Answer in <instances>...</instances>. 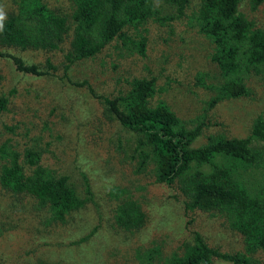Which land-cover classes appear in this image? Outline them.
<instances>
[{"label": "rangeland", "instance_id": "obj_1", "mask_svg": "<svg viewBox=\"0 0 264 264\" xmlns=\"http://www.w3.org/2000/svg\"><path fill=\"white\" fill-rule=\"evenodd\" d=\"M200 1L188 0L179 13L176 6L155 0L154 16L145 24L137 29L126 25L123 31L127 35L134 36L138 30L146 36L144 55L127 49L122 38L116 37L94 57L78 60L65 69L68 40L56 50H21L0 44V96L9 100L7 108L0 112V144L10 142L22 154L38 139L44 166L57 175L68 176L82 193L87 180L92 192V199L74 212L70 223L49 228V223L40 225L31 217L22 218L18 234L13 237H39L28 249L32 264H145L138 255L146 248L158 247L165 256L191 239L194 232L221 251L244 250L242 235L230 229L224 218L185 210L177 186L155 181L152 164L144 173H136L137 159L128 154L133 153L139 135L113 120H103L100 96L125 91L133 77L150 76L156 78L157 85L153 102L165 101L191 126L204 122L192 143L194 147L203 145L208 135L217 132L228 138H245L256 119H264V78L256 73L239 76L250 89L248 96L225 98L208 108L214 92L207 86L221 83L223 77L211 60L214 46L195 20ZM13 2L0 0V9L6 11ZM45 2L67 13L72 9L70 0ZM239 9L257 26L264 25L262 5L252 8L250 0H241ZM6 54L43 68L46 59H50L55 69L42 76L23 73ZM107 141L110 145H124L135 165L125 162L124 154L115 152L113 147L112 156L106 154ZM251 147L264 149V140H253ZM263 176L264 167L257 166L247 179L252 188H257ZM119 187L128 188L148 216L146 225L132 235L117 232L111 224L116 200L109 194ZM11 201L8 193L0 194V211L8 209ZM32 222L37 226L33 227ZM48 228L58 233H48ZM93 228L95 233L81 241ZM254 257L264 264V250ZM157 262L158 259L153 264ZM213 263L234 264L218 258Z\"/></svg>", "mask_w": 264, "mask_h": 264}, {"label": "trees", "instance_id": "obj_2", "mask_svg": "<svg viewBox=\"0 0 264 264\" xmlns=\"http://www.w3.org/2000/svg\"><path fill=\"white\" fill-rule=\"evenodd\" d=\"M70 1L72 9L67 13L50 7L45 0H14V5L5 11L0 44L21 50H56L68 40L65 69L78 60L94 57L116 37L122 38L124 47L132 52L145 54L146 36L138 30L130 36L123 29L129 24L137 29L153 17L155 0ZM159 1L176 6L179 13L188 2ZM240 3L241 0H201L195 12L198 26L214 46L211 60L223 77L221 83L207 86L214 92L208 108L225 98L250 94L240 75L256 73L264 78V25L257 26L247 19L239 9ZM250 3L252 8L262 5L264 13V0H250ZM6 56L23 73L42 76L55 69L50 59H46L43 68L13 54ZM1 77L0 74V80ZM127 83L125 91L110 97L100 96L103 120H113L139 138L132 154H128L124 145H110L109 141L104 144L106 154L112 156V147L115 152L120 150L123 160L132 167L133 159H137L136 173H144L152 164L155 181L177 186L185 210L219 215L230 229L242 235L244 242L243 251H221L194 232L191 239L181 242L168 255L162 256L158 247H149L140 252V259L145 264H153L156 259V264H214V258L234 264H261L254 255L264 250V176L257 188H252L247 176L257 166L264 167V149L251 147L253 140H264V119H256L245 138H228L217 132L208 135L203 145L194 147L192 143L200 135L203 121L191 126L165 101L153 102L157 93L154 76L133 77ZM8 103L6 96H0V112ZM37 142L35 139L22 154L10 142L0 144V194L8 193L12 200L8 209L0 211V264H32L28 249L39 237L31 234L13 237L18 234L24 216L56 228L74 220V212L92 199L87 180L82 193L69 182L68 176L57 175L41 163L43 150ZM110 195L116 200L111 217L116 231L125 236L139 232L148 220L139 201L124 187L116 188ZM23 226L28 228L27 224ZM32 226L37 225L32 222ZM49 228L48 233H58ZM95 230L89 231L81 241ZM9 256L13 260H7Z\"/></svg>", "mask_w": 264, "mask_h": 264}, {"label": "clouds", "instance_id": "obj_3", "mask_svg": "<svg viewBox=\"0 0 264 264\" xmlns=\"http://www.w3.org/2000/svg\"><path fill=\"white\" fill-rule=\"evenodd\" d=\"M6 19V13L3 9H0V31L4 29V21Z\"/></svg>", "mask_w": 264, "mask_h": 264}]
</instances>
